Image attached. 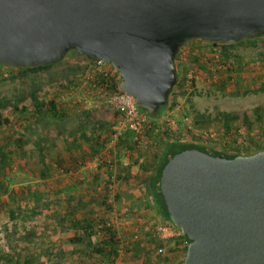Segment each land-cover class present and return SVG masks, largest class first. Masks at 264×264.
<instances>
[{
	"label": "water",
	"instance_id": "water-1",
	"mask_svg": "<svg viewBox=\"0 0 264 264\" xmlns=\"http://www.w3.org/2000/svg\"><path fill=\"white\" fill-rule=\"evenodd\" d=\"M263 34L264 0H0V65H52L75 50L111 65L150 115L168 103L184 44ZM159 190L189 240L178 264H264V149H184L163 166Z\"/></svg>",
	"mask_w": 264,
	"mask_h": 264
},
{
	"label": "rangeland",
	"instance_id": "rangeland-1",
	"mask_svg": "<svg viewBox=\"0 0 264 264\" xmlns=\"http://www.w3.org/2000/svg\"><path fill=\"white\" fill-rule=\"evenodd\" d=\"M207 47L204 42L196 39L184 44V51L189 56L193 51L205 53ZM229 50L237 57L234 58L235 63L240 64V57L245 61L253 59L260 53L264 54V38L245 44L238 43L230 47ZM262 59L257 67L255 66L251 70L240 71L239 68L232 65V68L227 71L217 64L209 66L205 71L197 72L194 84L195 94L191 97H187V94L176 97L174 104L164 109L159 121L156 122L159 124L160 130L148 132L146 137H143L142 145L134 147L129 152L133 158L130 159L134 160L141 155L151 157L152 154H157L163 145L164 129L172 127L179 133L185 132L196 111L206 110L211 115L220 111L238 112L245 118L247 110L264 103V91H253L247 94L236 92L244 88L256 90L260 85H264V60ZM91 63L89 56L71 50L61 64L46 71L28 73L23 77L8 67L0 66V104L3 106L0 108V112L14 119L17 117V112L12 109V105L16 102V95L20 91L26 89L28 84L35 80L41 86L42 94L45 95L49 90H52L51 83L55 82L56 78L54 73L59 69L69 67L87 70L84 78L79 73L77 74V81L72 84L67 93L57 92L59 97L74 100L72 109L78 111L72 116L71 123L76 125L79 122L78 119L84 117L86 106H89V111L93 109L98 111L100 110L99 105L103 101L106 103V107L110 108L106 102L108 95L104 90L100 88L88 90L86 85V81L89 79L88 75L91 70L92 72L95 70L93 65L95 63ZM85 65L89 66L86 68ZM90 65H93L94 68ZM228 76L230 78H227ZM191 89L190 85L187 86L188 91ZM90 113L92 118V112ZM250 123L248 120L246 124L238 122L237 138L246 137L250 133L253 139L254 137L258 138L257 140L264 144V121L261 124L257 121L252 122L251 126ZM15 125L16 122L13 125H0V143L6 139L7 146L9 145L8 147L11 149H13L10 144ZM37 127L29 126L24 129L30 136L29 141L21 149L12 150L8 165L0 168V203L4 204V208L0 210V264H64L58 256L66 246L59 221L61 217V167H53L54 179L52 181H46L45 177H42L40 173L42 156L39 145L34 142L37 135H41V131ZM223 131L220 122L214 120L206 130L207 135L203 136L205 139L208 137L217 141L216 139L223 135ZM48 156L50 153H45V161H48ZM45 171L48 172V169ZM50 192L53 196L52 200H54L52 203H50ZM9 194L13 196H8ZM120 236L124 239H122V245L119 246L118 255L127 256L132 247L130 242L134 241L138 244L137 249L145 245L142 253H147L149 257L157 261L154 264H170L167 258L172 243L168 240L161 241L156 231H149L147 234L142 231L140 234L134 232L129 235V239H126L124 234H120ZM160 242L163 244L160 245ZM160 246L164 248L162 254L157 252V248ZM135 253L140 254L141 251L138 250ZM6 258L10 259L9 263L6 262Z\"/></svg>",
	"mask_w": 264,
	"mask_h": 264
},
{
	"label": "crops",
	"instance_id": "crops-1",
	"mask_svg": "<svg viewBox=\"0 0 264 264\" xmlns=\"http://www.w3.org/2000/svg\"><path fill=\"white\" fill-rule=\"evenodd\" d=\"M73 103L74 100H69L63 105L66 114L61 120L52 122L46 119L42 122L35 113H32L28 119L21 118L19 114L14 118L15 127L25 129L29 126H38L37 129L41 131V135H37L34 142L39 145L41 164L46 167L45 170L48 169V172L45 171V180L52 181L53 167H61L59 221L62 236L66 240V246L60 253L62 263H157L147 253H142L145 245L137 249L138 244L134 241L130 242L132 244L130 252L124 257L121 254L115 257L91 254L90 248L81 250L85 244L68 242L73 232L78 231L74 222L89 224L92 227L95 233L90 236V243H96L101 237L98 232V227L101 225L114 227L120 239V246L124 239L120 234L126 235V239H129V235L134 232L140 234L141 231L146 234L149 231H156L161 241L168 240L172 246L181 239L180 232L171 223L156 216L153 210L147 208L149 194L144 180L148 173L146 174L139 167L144 156L131 160L133 159L129 153L131 150L125 147L127 143L123 138L127 129L121 127L116 139L108 136L113 109L107 108L106 103L102 101L99 105L100 110L92 108V118L88 123L85 122L84 117H79V122L75 125L71 123V118L78 110L72 109ZM160 117L161 114L153 118V121H159ZM98 121H108V123L100 129L96 124ZM82 123H86V126H81ZM146 134L147 131L144 132V137ZM47 152L50 156L48 161H45L44 156ZM152 155L158 159V153ZM52 198L50 192V203L54 201ZM158 228L161 229L160 232L157 231ZM118 230L121 231L120 234ZM179 247L181 248L182 244ZM138 250L141 251L140 254L135 253Z\"/></svg>",
	"mask_w": 264,
	"mask_h": 264
},
{
	"label": "trees",
	"instance_id": "trees-1",
	"mask_svg": "<svg viewBox=\"0 0 264 264\" xmlns=\"http://www.w3.org/2000/svg\"><path fill=\"white\" fill-rule=\"evenodd\" d=\"M264 38V34L255 38L244 39L237 43L231 44H219V43H206L208 47L206 52L200 51H193L188 56V62L186 65L181 64L178 59L177 55L175 58V64L177 69V83L173 87L172 92L169 95L168 103L166 105H162L159 107L158 112L155 115H150L147 111V115L151 118H155L160 116L161 112L169 106L174 104V100L178 96H185L191 97L195 94L196 90L194 88L195 84V77L190 80V87L192 89L190 91L187 90L186 86V72L187 69L193 70L195 73L205 71L209 66L220 64L225 70H229L232 68V65L235 68H239L240 71L244 70H251L255 66L260 63L261 59L264 58V54L260 53L253 59L243 60L240 57V64H236L234 58L236 57L235 54L231 53L229 48L240 43L245 44L248 42H255L260 39ZM201 41V40H199ZM203 42V41H201ZM212 45H217L219 47V52L213 50ZM184 50V45L179 49ZM68 54V53H67ZM262 57V58H261ZM237 58V57H236ZM92 63H95L96 58L89 57ZM264 60V59H262ZM63 61V60H62ZM46 65V66H39V67H8L13 72L17 73L19 76L23 77L28 73H37L40 71H46L51 69L53 66L61 64V62ZM95 67V64H93ZM92 65V66H93ZM3 66V65H0ZM88 67L89 65H85L84 67ZM91 66V65H90ZM91 66V67H92ZM6 67V66H4ZM86 67V68H87ZM92 67V68H94ZM112 69V68H111ZM80 76L85 77L87 73L86 69H79L78 67H69V68H62L57 70L54 74H56L55 82L52 84V90L48 91L45 95L41 92V86L38 84L37 81L32 80L26 89L20 91L16 95V102L12 105V109L17 112L21 118L28 119V117L35 113L40 117V120L44 122L46 119L50 121L54 120H61L65 116V110L63 109V105L68 103L69 99H65V97H59L57 92L61 94H65L69 91L72 84L77 81V74ZM86 85L88 86V90H96V88H100L104 90L107 95L113 91L118 90V83H119V76L116 72V75L113 77H106L103 72L98 70L95 67V70H91L89 73ZM227 78H230L229 76ZM221 84V83H220ZM188 85V86H189ZM253 91H264V85H260V87L256 90H251L249 88H244L236 93L240 94H247ZM0 108L3 106L0 104ZM111 108V107H110ZM113 109V108H112ZM87 108L84 111V120L88 123V120L91 118V111ZM114 110V114H112V118H110V126L109 130L111 131L112 127L118 123L121 119V114L116 109ZM246 117L244 118L241 113L238 112H230V111H220L216 112L214 115L208 113V111H196L192 115L191 124H188L186 127V131L183 133H179L176 129L172 127H166L164 129V138H163V145L162 149L158 152V159H155L154 156H144L143 161L140 163V169H142L148 176L144 180L145 185H147V192H148V204L147 208L153 210L156 216L160 217L163 220H167L169 223V217L167 214V209L164 204L163 197L159 190V178L160 173L165 165V163L176 153L188 149V148H198L203 151H206L212 155H222L227 156L228 158H232L238 154H252L261 149H264V144L259 142L257 139H253L251 134L249 133L246 137H241L240 139L237 138V126L238 122L246 124L248 120L249 123L251 122H260V124L264 121V103L258 104L252 109H249L245 112ZM214 120L220 122L223 128V135L216 139L217 141H213L212 139H205L207 135L206 130L210 126ZM14 123V119H11L8 115L3 114L0 112V125L2 124H12ZM86 123H82L81 126H86ZM108 123V121H98L96 124L100 129ZM250 123V126H251ZM261 127V126H259ZM260 130H263L260 128ZM172 131V132H171ZM150 132V130H147ZM169 132V133H168ZM199 132V133H198ZM111 133V132H110ZM108 133V136H110ZM205 135V136H203ZM30 136L26 134L25 130L20 127H15L12 132V143L10 146H13V149L7 146V140H3L0 143V168H4V166L8 165L10 152L12 150L21 149L28 141ZM125 142L127 145L125 147L129 150L134 149L136 147L135 143L132 140V133L127 129L124 137ZM137 162V161H135ZM40 173L42 177L45 175V167L43 163L41 164ZM4 208V204L0 203V210ZM78 224V225H77ZM75 228H78L77 232H73V235L70 236L69 241L72 244H85L81 250L89 249L91 254L96 255H110L117 256L120 246V239L115 232L113 226L110 225H101L98 227V232L101 235L99 240L96 243H90L89 238L92 236L95 231L89 224H80L74 222ZM181 239L176 242L175 246H171L168 250V262L170 264H178L182 261L186 247L189 242L188 238L185 235L180 233ZM183 239V240H182ZM160 245L163 242L159 243ZM182 244V247L179 246ZM60 256V254H58ZM10 259L6 258V262L9 263Z\"/></svg>",
	"mask_w": 264,
	"mask_h": 264
},
{
	"label": "built area",
	"instance_id": "built-area-1",
	"mask_svg": "<svg viewBox=\"0 0 264 264\" xmlns=\"http://www.w3.org/2000/svg\"><path fill=\"white\" fill-rule=\"evenodd\" d=\"M214 51L219 52V47L212 45ZM178 61L186 65L188 62V55L184 50H179L177 53ZM95 67L103 72L106 77H113L116 75V70L112 68L111 65L96 59ZM112 68V69H111ZM117 76V75H116ZM196 78V73L193 70L187 69L186 72V86L189 85L192 78ZM107 104L121 114V119L115 124L112 129L110 136L112 139H116L119 135V130L121 127H124L131 131L132 140L135 143L136 147H139L143 143V137L145 130H150L153 132H158L160 130L159 124L153 121V118L149 117L145 110L141 109L135 102V99L132 95L118 90L111 91L106 100ZM160 228L157 231L160 232ZM157 252L162 254L164 252L163 247H158Z\"/></svg>",
	"mask_w": 264,
	"mask_h": 264
}]
</instances>
